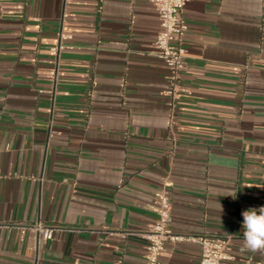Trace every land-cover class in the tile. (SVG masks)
<instances>
[{
  "label": "crops",
  "instance_id": "1",
  "mask_svg": "<svg viewBox=\"0 0 264 264\" xmlns=\"http://www.w3.org/2000/svg\"><path fill=\"white\" fill-rule=\"evenodd\" d=\"M183 22L173 98L150 0H0V264H144L166 180L164 264H200L203 235L264 260L242 228L264 206V0H189ZM38 220L62 229L16 227Z\"/></svg>",
  "mask_w": 264,
  "mask_h": 264
},
{
  "label": "built area",
  "instance_id": "2",
  "mask_svg": "<svg viewBox=\"0 0 264 264\" xmlns=\"http://www.w3.org/2000/svg\"><path fill=\"white\" fill-rule=\"evenodd\" d=\"M150 1L160 19V31L154 40V50L171 70L170 87L167 93L176 98L183 91L179 86L180 73L186 64V49L182 45L186 33L183 12L189 0ZM169 185L167 180L164 181V186L155 193L153 208L156 218L145 231L139 233L147 240L144 264H164L160 257L165 250L166 243L181 238L174 234L171 227L173 219ZM16 227L22 234L36 233L44 240H52L56 232L62 229L48 225L42 220L18 224ZM127 234L136 233L128 232ZM192 239L199 242L201 246L200 264H232L234 256L230 251L229 236L203 235L192 237ZM246 264H264V260L246 262Z\"/></svg>",
  "mask_w": 264,
  "mask_h": 264
},
{
  "label": "clouds",
  "instance_id": "3",
  "mask_svg": "<svg viewBox=\"0 0 264 264\" xmlns=\"http://www.w3.org/2000/svg\"><path fill=\"white\" fill-rule=\"evenodd\" d=\"M235 198L236 193L230 194ZM220 210L222 211L221 205ZM243 243L251 252L264 253V206L242 212Z\"/></svg>",
  "mask_w": 264,
  "mask_h": 264
}]
</instances>
